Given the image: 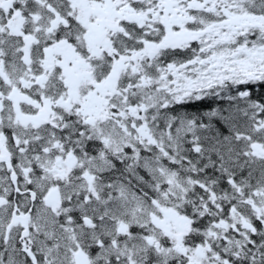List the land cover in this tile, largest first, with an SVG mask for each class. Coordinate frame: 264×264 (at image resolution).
<instances>
[{
	"label": "snow or ice",
	"instance_id": "obj_1",
	"mask_svg": "<svg viewBox=\"0 0 264 264\" xmlns=\"http://www.w3.org/2000/svg\"><path fill=\"white\" fill-rule=\"evenodd\" d=\"M0 264H264V0H0Z\"/></svg>",
	"mask_w": 264,
	"mask_h": 264
}]
</instances>
